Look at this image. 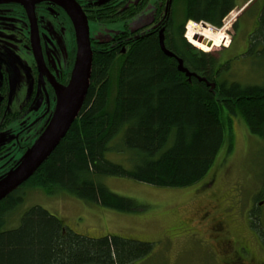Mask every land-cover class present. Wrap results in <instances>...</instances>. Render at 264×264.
Listing matches in <instances>:
<instances>
[{"label": "trees", "instance_id": "1", "mask_svg": "<svg viewBox=\"0 0 264 264\" xmlns=\"http://www.w3.org/2000/svg\"><path fill=\"white\" fill-rule=\"evenodd\" d=\"M236 7L235 0H174L165 25L143 36L135 34L138 30L122 33L123 43L112 53H105V44L92 49L90 87L78 118L35 175L0 202V264L145 260L151 244L115 236L85 238L39 207L22 216L19 228L7 229L8 222L24 204L27 190L66 193L108 210L135 212L136 202L114 194L99 178L186 189L211 171L231 139L233 118L264 139V87L230 82L233 59L206 53L229 45L226 28H221ZM134 13V7L121 8V20ZM189 21L196 24L187 26L186 39ZM258 26L248 57L264 62V7ZM109 152L126 155L133 167L110 162Z\"/></svg>", "mask_w": 264, "mask_h": 264}, {"label": "rangeland", "instance_id": "2", "mask_svg": "<svg viewBox=\"0 0 264 264\" xmlns=\"http://www.w3.org/2000/svg\"><path fill=\"white\" fill-rule=\"evenodd\" d=\"M155 1L150 0L139 15L127 23L105 29L93 28V38L110 41L126 29L135 31L138 28L141 36L146 35L151 29L149 24L155 13ZM235 4L237 8L224 20L221 28H226L229 44L236 33L235 46H223L206 53L218 59H233L230 82L264 87L263 60L238 58L245 42L250 39L249 34L259 23L264 0H235ZM240 8L241 13H245L235 31L233 24ZM231 127V139L225 141L211 171L193 187L165 189L130 179L99 178L98 181L114 194L136 202L139 209L127 213L87 204L66 193L48 196L42 191H25L24 188V204L11 216L7 229L19 228L22 216L39 207L61 221L66 229L85 238L115 236L151 244L150 256L136 264H218L215 260L217 250L220 252L228 247L236 227L244 226L247 221L246 216L237 215L233 207L238 204L249 210L251 205L247 202L256 196L264 183V139L254 136L240 118H233ZM106 158L127 169L133 167L124 154L109 152ZM245 198L250 199L245 202ZM231 220L236 222L229 223ZM218 227L225 234L219 241L215 237ZM250 255L248 250L243 253L246 258ZM260 259L264 260V255Z\"/></svg>", "mask_w": 264, "mask_h": 264}, {"label": "flooded vegetation", "instance_id": "3", "mask_svg": "<svg viewBox=\"0 0 264 264\" xmlns=\"http://www.w3.org/2000/svg\"><path fill=\"white\" fill-rule=\"evenodd\" d=\"M75 1L88 20L92 49L95 51L105 44V53H112L121 47L122 33L132 34L138 30L135 34H139L141 29H126L110 41L96 40L92 36V29L127 23L139 15L150 0ZM173 1H155L150 28L165 25L170 20ZM133 7V16L121 20V8ZM244 13L236 16L233 30L236 31ZM155 20L158 22L155 23ZM254 34H249L245 48L239 55L237 52L238 58L250 59L248 55L252 50L251 38ZM235 36L236 33L233 45L230 43L229 47L235 46ZM76 56V31L63 0L0 2V179L18 166L23 155L47 127L56 109L57 89L69 84ZM249 199L245 198L244 201ZM247 203L251 205L249 210L242 209L238 204L233 207V211L240 217L242 214L246 216L247 221L244 226L236 227L228 247L220 252L217 250L215 260L218 264L257 261L264 264V260L260 259L264 255V183ZM235 222L231 220L229 223ZM215 231L217 241L223 239L224 230L218 227ZM247 250L251 254L248 258L243 257Z\"/></svg>", "mask_w": 264, "mask_h": 264}, {"label": "water", "instance_id": "4", "mask_svg": "<svg viewBox=\"0 0 264 264\" xmlns=\"http://www.w3.org/2000/svg\"><path fill=\"white\" fill-rule=\"evenodd\" d=\"M63 1L73 21L77 37V56L71 79L66 87L57 89L56 109L47 127L23 155L18 166L0 179V202L28 182L50 158L78 118L88 94L93 67L89 23L75 0ZM0 2L21 3L22 0H0ZM200 24L209 26L205 22ZM197 40L204 42L202 38H197ZM163 43L164 40L161 37L162 46H164Z\"/></svg>", "mask_w": 264, "mask_h": 264}, {"label": "bare ground", "instance_id": "5", "mask_svg": "<svg viewBox=\"0 0 264 264\" xmlns=\"http://www.w3.org/2000/svg\"><path fill=\"white\" fill-rule=\"evenodd\" d=\"M192 23V22H191ZM190 25V23L187 24V26ZM187 29V28H186Z\"/></svg>", "mask_w": 264, "mask_h": 264}]
</instances>
